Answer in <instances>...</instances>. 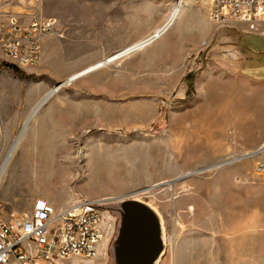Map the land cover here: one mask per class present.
<instances>
[{"label": "rangeland", "instance_id": "374dc122", "mask_svg": "<svg viewBox=\"0 0 264 264\" xmlns=\"http://www.w3.org/2000/svg\"><path fill=\"white\" fill-rule=\"evenodd\" d=\"M210 1L183 0L161 40L65 84L179 0H0V20L53 18L60 31L33 66L0 54V211L104 199L101 254L48 264H123L133 203L157 222L152 264H264V37L214 23Z\"/></svg>", "mask_w": 264, "mask_h": 264}, {"label": "built area", "instance_id": "2783aa9c", "mask_svg": "<svg viewBox=\"0 0 264 264\" xmlns=\"http://www.w3.org/2000/svg\"><path fill=\"white\" fill-rule=\"evenodd\" d=\"M209 16L219 26L243 24L264 37V0H211ZM59 33L53 18L24 24L18 16H6L0 20V54L18 66H33L40 59L43 39ZM257 171H264V162ZM102 206V201L81 198L57 211L40 198L27 213L0 211V264L95 258L104 238Z\"/></svg>", "mask_w": 264, "mask_h": 264}, {"label": "water", "instance_id": "95a60500", "mask_svg": "<svg viewBox=\"0 0 264 264\" xmlns=\"http://www.w3.org/2000/svg\"><path fill=\"white\" fill-rule=\"evenodd\" d=\"M126 215L120 252L123 264H152L161 251L154 216L146 208L134 203L127 205Z\"/></svg>", "mask_w": 264, "mask_h": 264}, {"label": "bare ground", "instance_id": "6f19581e", "mask_svg": "<svg viewBox=\"0 0 264 264\" xmlns=\"http://www.w3.org/2000/svg\"><path fill=\"white\" fill-rule=\"evenodd\" d=\"M211 2V1H210ZM183 8V0H179V2L177 3V5L170 11V13L168 14L165 22L158 28H156L151 34L147 35L144 39H142L141 41L133 44L132 46H130L129 48H127L126 50H123L121 52L116 53L115 55H113L112 57L94 64L76 74H74L73 76H71L68 81L65 84H70L73 81H76L78 79H81L85 76H88L89 74L99 70L100 68L106 67L109 64L133 53L136 51H142L145 48H147L148 46H151L152 44L156 43L157 41L161 40L162 37L168 33L169 29L176 23V21L178 20L181 10ZM60 90V88H57L56 90L53 91L54 93H57ZM52 94L47 95L44 100L39 104L38 107H41V105L43 104V102L47 101V99H49V97ZM19 139L17 140L16 144H18ZM119 173H115L113 176H117ZM104 199H102L101 201H103ZM156 264V263H154Z\"/></svg>", "mask_w": 264, "mask_h": 264}, {"label": "crops", "instance_id": "0c3cea01", "mask_svg": "<svg viewBox=\"0 0 264 264\" xmlns=\"http://www.w3.org/2000/svg\"><path fill=\"white\" fill-rule=\"evenodd\" d=\"M47 153L50 155V158H51L52 157V152L48 149ZM108 168L111 169V173H110L111 176H113L115 173H119L120 172L118 170L120 168L118 165H116L115 168H111V164H107V163L106 164L103 163L101 165V169H103L104 171H108L107 170ZM102 228H103V226H102ZM98 254H101V248H100V246L98 248Z\"/></svg>", "mask_w": 264, "mask_h": 264}, {"label": "trees", "instance_id": "16d2710c", "mask_svg": "<svg viewBox=\"0 0 264 264\" xmlns=\"http://www.w3.org/2000/svg\"><path fill=\"white\" fill-rule=\"evenodd\" d=\"M8 67H10V68H12V69L18 71V69H17L15 66H13V65H8Z\"/></svg>", "mask_w": 264, "mask_h": 264}]
</instances>
